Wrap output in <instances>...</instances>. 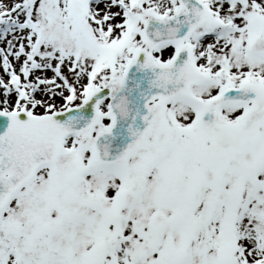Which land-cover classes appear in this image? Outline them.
Listing matches in <instances>:
<instances>
[{
  "label": "snow or ice",
  "instance_id": "obj_1",
  "mask_svg": "<svg viewBox=\"0 0 264 264\" xmlns=\"http://www.w3.org/2000/svg\"><path fill=\"white\" fill-rule=\"evenodd\" d=\"M0 264H264V0H0Z\"/></svg>",
  "mask_w": 264,
  "mask_h": 264
}]
</instances>
